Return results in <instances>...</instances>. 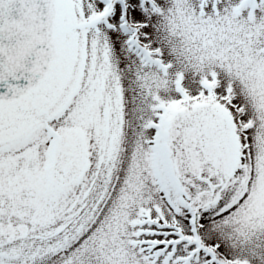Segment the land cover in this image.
Wrapping results in <instances>:
<instances>
[{
    "label": "snow or ice",
    "instance_id": "obj_1",
    "mask_svg": "<svg viewBox=\"0 0 264 264\" xmlns=\"http://www.w3.org/2000/svg\"><path fill=\"white\" fill-rule=\"evenodd\" d=\"M0 264H264V0H0Z\"/></svg>",
    "mask_w": 264,
    "mask_h": 264
}]
</instances>
